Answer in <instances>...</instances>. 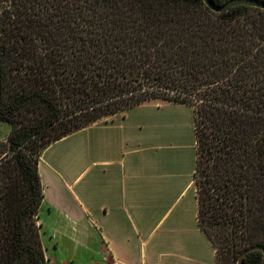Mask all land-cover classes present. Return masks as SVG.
<instances>
[{"label":"trees","instance_id":"trees-1","mask_svg":"<svg viewBox=\"0 0 264 264\" xmlns=\"http://www.w3.org/2000/svg\"><path fill=\"white\" fill-rule=\"evenodd\" d=\"M11 1L0 15V122L10 127L0 140V264H46L42 151L157 98L194 110L197 221L217 264L264 247L263 10L215 13L202 0ZM262 256L249 252L243 264Z\"/></svg>","mask_w":264,"mask_h":264},{"label":"crops","instance_id":"crops-1","mask_svg":"<svg viewBox=\"0 0 264 264\" xmlns=\"http://www.w3.org/2000/svg\"><path fill=\"white\" fill-rule=\"evenodd\" d=\"M195 167L194 110L167 100L51 143L38 163L46 264H217L197 221Z\"/></svg>","mask_w":264,"mask_h":264},{"label":"water","instance_id":"water-1","mask_svg":"<svg viewBox=\"0 0 264 264\" xmlns=\"http://www.w3.org/2000/svg\"><path fill=\"white\" fill-rule=\"evenodd\" d=\"M204 5L215 13H224L229 11L233 7L246 6L251 8H257L264 11L263 0H228L222 4H216L213 0H202ZM260 250L263 253L262 262L264 264V247L262 246H251L245 249L237 260V264H243V260L249 252Z\"/></svg>","mask_w":264,"mask_h":264},{"label":"rangeland","instance_id":"rangeland-1","mask_svg":"<svg viewBox=\"0 0 264 264\" xmlns=\"http://www.w3.org/2000/svg\"><path fill=\"white\" fill-rule=\"evenodd\" d=\"M12 1L11 0H0V15H4V13H6L5 11H8L9 8L12 7L11 5ZM14 9H17V6H13ZM157 101H161L164 99H160L157 98ZM9 130V124L5 123V122H0V138H4L5 135L7 134ZM41 218L44 220L49 221L50 220V215L48 214L47 209L43 208L41 211ZM213 235H218L217 231L215 230V228L211 229Z\"/></svg>","mask_w":264,"mask_h":264},{"label":"built area","instance_id":"built-area-1","mask_svg":"<svg viewBox=\"0 0 264 264\" xmlns=\"http://www.w3.org/2000/svg\"><path fill=\"white\" fill-rule=\"evenodd\" d=\"M114 264V263H113Z\"/></svg>","mask_w":264,"mask_h":264}]
</instances>
